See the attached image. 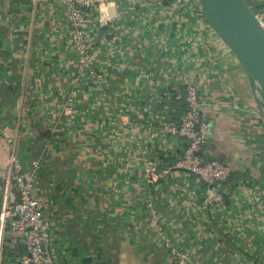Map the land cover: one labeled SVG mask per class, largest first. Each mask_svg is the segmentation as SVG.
<instances>
[{"label":"crops","instance_id":"1","mask_svg":"<svg viewBox=\"0 0 264 264\" xmlns=\"http://www.w3.org/2000/svg\"><path fill=\"white\" fill-rule=\"evenodd\" d=\"M246 2L264 25V0ZM171 4L100 7L105 26L82 23L92 38L81 65L61 1L0 0V182L14 156L56 264H173L170 249L192 264H264V118L234 56ZM190 86L205 153L232 169L212 203L176 167L185 141L162 131L185 113ZM22 255L3 246L0 264Z\"/></svg>","mask_w":264,"mask_h":264},{"label":"built area","instance_id":"2","mask_svg":"<svg viewBox=\"0 0 264 264\" xmlns=\"http://www.w3.org/2000/svg\"><path fill=\"white\" fill-rule=\"evenodd\" d=\"M63 3L68 15L69 34L74 51L80 57V64L88 61L87 47L92 35L82 27L88 19L97 25H106V20L99 15L102 6L112 5L116 0H59ZM162 5L166 0H152ZM173 9L185 8L190 15L204 20L198 0H171ZM205 22V20H204ZM195 86L187 89L185 102L186 112L177 121L163 123L162 131L166 135H175L185 141V145L177 160L176 167L198 178L205 190V202L212 203L217 197L208 195L214 188L227 187L232 174L231 167L210 159L204 146L208 139L209 129L202 119V103ZM179 98V97H177ZM259 117V110L253 111ZM168 170L156 176L154 170L148 171L150 178H161ZM34 183L30 177L22 174L21 166L14 156L10 158L8 173L0 182V257L2 255L5 234H9L8 242L23 249L19 264H56L47 248L50 238V223L45 217L40 201L33 194ZM148 207L151 208L149 203ZM151 220L158 228L157 216L151 211ZM173 264L189 263L185 253L170 249Z\"/></svg>","mask_w":264,"mask_h":264},{"label":"water","instance_id":"3","mask_svg":"<svg viewBox=\"0 0 264 264\" xmlns=\"http://www.w3.org/2000/svg\"><path fill=\"white\" fill-rule=\"evenodd\" d=\"M207 27L234 56L264 118V25L246 0H198ZM99 31V39L101 36ZM98 39V40H99ZM4 247L16 248L5 234ZM19 262V261H18Z\"/></svg>","mask_w":264,"mask_h":264},{"label":"trees","instance_id":"4","mask_svg":"<svg viewBox=\"0 0 264 264\" xmlns=\"http://www.w3.org/2000/svg\"><path fill=\"white\" fill-rule=\"evenodd\" d=\"M184 100V99H183ZM186 103V102H185ZM183 106V105H182ZM186 110H187V108H186ZM186 112V111H185Z\"/></svg>","mask_w":264,"mask_h":264},{"label":"rangeland","instance_id":"5","mask_svg":"<svg viewBox=\"0 0 264 264\" xmlns=\"http://www.w3.org/2000/svg\"><path fill=\"white\" fill-rule=\"evenodd\" d=\"M171 257V256H170ZM171 259H172V257H171Z\"/></svg>","mask_w":264,"mask_h":264}]
</instances>
